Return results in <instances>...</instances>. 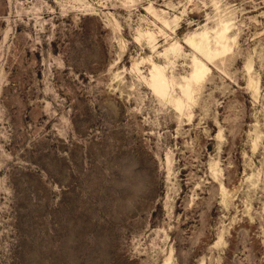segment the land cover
Here are the masks:
<instances>
[{
    "label": "rangeland",
    "instance_id": "1",
    "mask_svg": "<svg viewBox=\"0 0 264 264\" xmlns=\"http://www.w3.org/2000/svg\"><path fill=\"white\" fill-rule=\"evenodd\" d=\"M0 264H264V0H0Z\"/></svg>",
    "mask_w": 264,
    "mask_h": 264
},
{
    "label": "bare ground",
    "instance_id": "2",
    "mask_svg": "<svg viewBox=\"0 0 264 264\" xmlns=\"http://www.w3.org/2000/svg\"><path fill=\"white\" fill-rule=\"evenodd\" d=\"M228 32L229 27L226 23L222 26L217 37H215V49L210 46L209 38L206 35H200L198 37L199 41L197 42L192 38H187L185 40V44L191 47L201 57V59H198L197 57L193 59V72L188 80L189 85L181 87L184 95L187 97L188 100L193 99L192 86L200 85L204 81L206 75L209 74V72L211 71V69L202 59H205L209 62H213L215 59H218L221 55H224L226 53L228 54V52H230V47L225 44ZM179 46L180 45H178V47ZM178 47L174 45L172 47V50L174 51ZM149 84L151 85L155 93L159 96L168 97L172 95V92L170 90V81L165 76L163 67L156 63L152 64L151 78L149 80ZM175 104L178 109H182L184 107V103L182 100H175Z\"/></svg>",
    "mask_w": 264,
    "mask_h": 264
}]
</instances>
